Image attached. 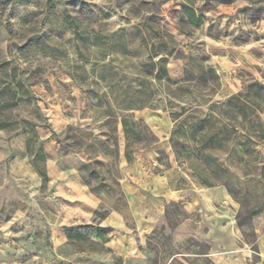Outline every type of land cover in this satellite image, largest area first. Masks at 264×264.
Returning <instances> with one entry per match:
<instances>
[{"label": "rangeland", "instance_id": "rangeland-1", "mask_svg": "<svg viewBox=\"0 0 264 264\" xmlns=\"http://www.w3.org/2000/svg\"><path fill=\"white\" fill-rule=\"evenodd\" d=\"M0 264H264V0H0Z\"/></svg>", "mask_w": 264, "mask_h": 264}, {"label": "trees", "instance_id": "trees-1", "mask_svg": "<svg viewBox=\"0 0 264 264\" xmlns=\"http://www.w3.org/2000/svg\"><path fill=\"white\" fill-rule=\"evenodd\" d=\"M230 100H228L227 102H229ZM137 123H133L132 124L130 122H127V120H120V126H121V129H122V132L123 134L125 135V138H126V144H125V147H126V151L124 153V158L126 159V161L128 163H130V153L127 149H129L130 145L133 143V142H138V143H144L145 142V132L144 130H141V129H138L137 128ZM171 138L175 139L176 138V132L175 131H172L171 132ZM130 140V142H129ZM90 166H86L87 169H91L89 168ZM88 178H93V177H97V174H96V171L95 170H90V172L88 173ZM83 182L85 185L88 186L89 188V180L87 178H82ZM202 185H205V186H211V184L207 183L205 180H202L201 182ZM90 192L94 193L95 192V188H90ZM258 211H255L253 210L251 212L252 215H255L257 214ZM86 229V230H92V231H95L96 233V236L100 239V241H102V236L104 234V232L106 231L105 228H101V227H95V226H77V227H71V228H67L66 229V232H65V235H66V238L68 240H71L74 236L77 237V235L79 236L78 232L80 229ZM75 233V234H74Z\"/></svg>", "mask_w": 264, "mask_h": 264}, {"label": "crops", "instance_id": "crops-1", "mask_svg": "<svg viewBox=\"0 0 264 264\" xmlns=\"http://www.w3.org/2000/svg\"><path fill=\"white\" fill-rule=\"evenodd\" d=\"M158 181H159V183H160L161 185H163V184H164V182H165L164 180H161V179H160V180H158ZM162 181H163V182H162ZM165 183H166V182H165Z\"/></svg>", "mask_w": 264, "mask_h": 264}]
</instances>
